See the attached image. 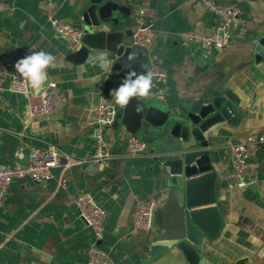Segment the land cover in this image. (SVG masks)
<instances>
[{
	"label": "crops",
	"instance_id": "crops-1",
	"mask_svg": "<svg viewBox=\"0 0 264 264\" xmlns=\"http://www.w3.org/2000/svg\"><path fill=\"white\" fill-rule=\"evenodd\" d=\"M204 1L118 0L107 13L108 21L122 19L131 28L139 8L151 9L154 43L146 56L136 57L134 62L122 63L107 50L91 51L87 58L101 51L109 53L112 66L105 71L87 58H70L68 37L56 32L48 21L53 16L82 31L86 0H0V58L8 73L16 74L15 63L33 49L51 52L57 60L48 69V82L64 93L56 112L30 116L26 98L10 91L6 78L0 98V167L18 160L23 149L48 143L72 158L91 153L94 141L88 117L97 100L103 97L114 103L110 92L129 71L144 72L141 65L148 66L149 58H154L164 67L165 81L154 77L153 95L141 99L146 114H161L163 109H175L217 89L234 93L243 111L238 123L219 122L204 132L213 147L216 201L191 209L217 205L222 225L214 238L202 237L196 264H264V144L256 154L259 169L254 188H229L220 179L230 162V144L262 130L264 59L256 60L253 48L264 34V0H211L237 6L243 21L232 27L228 43L209 56L196 44L177 38L182 30L208 32L216 23ZM116 106L115 121L104 128L110 160L101 165L61 157L47 180L21 177L8 183L0 207V264H86L93 230L79 218L72 201L79 191L90 193L105 209L98 242L112 264H138L149 257L154 242L176 240L182 224L176 187L168 183L163 167L148 151L138 155L124 152L125 141L132 134L123 124L124 108ZM147 200L155 202L152 226L136 228L135 207ZM147 264L190 263L172 244Z\"/></svg>",
	"mask_w": 264,
	"mask_h": 264
},
{
	"label": "water",
	"instance_id": "water-1",
	"mask_svg": "<svg viewBox=\"0 0 264 264\" xmlns=\"http://www.w3.org/2000/svg\"><path fill=\"white\" fill-rule=\"evenodd\" d=\"M117 1L86 0L82 12L85 26L80 44L71 51L70 58L84 61L94 50L113 52L122 63L128 61V54L132 52L137 58L147 55V49L132 44L131 28L122 19L108 21L107 13L116 7ZM253 49L256 60L264 59V34L254 41ZM145 107L143 100L133 99L123 109V124L132 135L147 142L148 152L163 167L168 183L176 187L182 224L176 240L154 242L149 248V257L138 264L149 263L172 244L182 251L188 263L196 264L199 260L197 246L202 237L214 238L222 225L217 205L191 209L216 201L213 147L204 132L219 122L238 123L243 111L237 96L228 89L193 97L175 109H163L161 114H146ZM28 153L27 148L23 149L18 161L26 164ZM200 172L204 173L191 177ZM247 186L254 188L255 184Z\"/></svg>",
	"mask_w": 264,
	"mask_h": 264
},
{
	"label": "built area",
	"instance_id": "built-area-1",
	"mask_svg": "<svg viewBox=\"0 0 264 264\" xmlns=\"http://www.w3.org/2000/svg\"><path fill=\"white\" fill-rule=\"evenodd\" d=\"M50 3L51 0H44ZM208 10L213 12L216 23L208 32L195 29H185L177 34L182 43L196 44L203 55H212L216 48H221L228 43L231 37L232 27L243 21L239 8L233 4L217 5L211 0H205ZM138 19L132 25V44L144 47L149 51L154 43L152 23L154 13L151 9L141 7L137 11ZM51 27L58 33L68 37L71 50L80 44L82 31L71 23L63 22L50 16L48 18ZM148 69L153 76L165 81L164 67L154 58H149ZM8 77V89L23 95L27 100L30 116L49 115L56 112L64 99V93L52 82L45 85L40 94L29 92L27 83L16 74H9L6 62L0 58V98L4 89V81ZM118 109L116 104L100 97L91 114L88 117L89 133L94 141L91 153L80 158H72L53 143L46 146H31L28 148V161L26 164L15 160L9 165L0 167V207L3 204L5 189L14 178L29 177L36 182L44 181L53 176L52 168L59 163L61 157L68 161L85 163H105L112 158V154L106 146L104 128L116 119ZM264 144V120L262 130L256 133L240 137L231 143L230 162L220 175V179L229 188L247 186L257 177L259 162L256 154ZM148 151L146 141L129 135L125 141L124 152L128 155H138ZM22 155V152H19ZM72 201L78 209L79 218L93 230V240L87 250L86 264H112L106 251L100 246L99 240L103 234L105 209L99 205L88 192L79 191L73 194ZM155 202L147 200L137 203L134 211V226L148 230L152 226Z\"/></svg>",
	"mask_w": 264,
	"mask_h": 264
},
{
	"label": "clouds",
	"instance_id": "clouds-1",
	"mask_svg": "<svg viewBox=\"0 0 264 264\" xmlns=\"http://www.w3.org/2000/svg\"><path fill=\"white\" fill-rule=\"evenodd\" d=\"M136 59V53L128 54V60ZM57 57L45 50L33 49L30 55L19 59L15 63L16 76L24 80L33 94H40L48 82V69L51 68ZM87 62L99 66L102 70H109L112 61L107 51H101L96 56H89ZM144 72L129 71L121 84L110 92L112 100L121 108L127 107L133 99L150 98L153 88V72L147 65H141Z\"/></svg>",
	"mask_w": 264,
	"mask_h": 264
}]
</instances>
